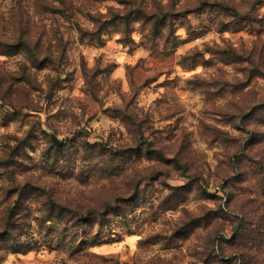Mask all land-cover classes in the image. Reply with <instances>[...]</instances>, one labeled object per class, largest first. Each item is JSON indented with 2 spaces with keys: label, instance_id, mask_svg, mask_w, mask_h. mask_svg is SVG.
<instances>
[{
  "label": "rangeland",
  "instance_id": "rangeland-1",
  "mask_svg": "<svg viewBox=\"0 0 264 264\" xmlns=\"http://www.w3.org/2000/svg\"><path fill=\"white\" fill-rule=\"evenodd\" d=\"M0 264H264V0H0Z\"/></svg>",
  "mask_w": 264,
  "mask_h": 264
},
{
  "label": "water",
  "instance_id": "water-1",
  "mask_svg": "<svg viewBox=\"0 0 264 264\" xmlns=\"http://www.w3.org/2000/svg\"><path fill=\"white\" fill-rule=\"evenodd\" d=\"M56 140V139H55ZM58 144H60V142L58 140H56Z\"/></svg>",
  "mask_w": 264,
  "mask_h": 264
}]
</instances>
